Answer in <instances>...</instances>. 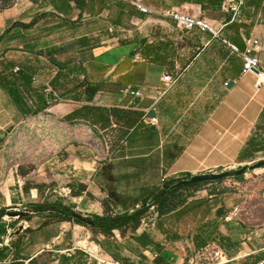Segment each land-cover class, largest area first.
<instances>
[{
	"label": "crops",
	"instance_id": "obj_1",
	"mask_svg": "<svg viewBox=\"0 0 264 264\" xmlns=\"http://www.w3.org/2000/svg\"><path fill=\"white\" fill-rule=\"evenodd\" d=\"M115 1L116 12L113 0H0V264H99L92 252L120 264H190L196 252L216 246L259 262L264 219L244 227L236 217L239 199L214 187L220 183L179 192L169 202L186 201L167 214L158 209L154 226L112 235L89 226L84 241L78 239L85 225L32 209L58 202L92 220L131 215L181 179L263 159L264 85L258 88L257 73L244 74L242 53L249 40L259 41L253 55L264 65V0H246L238 17L224 8L226 0H143L157 11L175 7L206 18L219 36L182 31L171 18ZM111 26L126 35L117 41ZM63 29L70 39L59 38ZM165 75L178 81L161 96ZM85 83L101 86L91 102ZM47 85L62 90L71 107L42 109ZM124 88L144 97H124ZM85 106L104 117H86ZM52 109L60 119L54 140L44 144L56 149V174L52 185H34L18 149L30 131L26 122L40 114L52 120ZM66 129L75 132L72 139ZM105 136L110 151L102 159L94 150ZM54 187L51 201L45 189ZM16 207L33 213L15 224L4 215Z\"/></svg>",
	"mask_w": 264,
	"mask_h": 264
},
{
	"label": "rangeland",
	"instance_id": "obj_2",
	"mask_svg": "<svg viewBox=\"0 0 264 264\" xmlns=\"http://www.w3.org/2000/svg\"><path fill=\"white\" fill-rule=\"evenodd\" d=\"M113 6H114V10L115 12L117 11V9H119L118 3L113 0ZM51 23L48 22V24ZM35 25V24H34ZM47 23L44 22V27H46ZM111 27H115V26H111ZM70 29H63L62 31V36L59 38H64V39H70L72 37V32L69 31ZM63 32H66L65 34H63ZM110 33V32H109ZM60 91V90H59ZM58 91V96L60 99V102H56L53 103V105L49 108L51 109L52 107L54 108L57 103L58 104H64L65 107L70 108L71 107V103H67L66 98L64 97L65 93L62 92V90L59 92ZM69 104V106H68ZM53 111V109H52ZM53 113V119L52 120H48L46 121V117H44L43 114L38 115V117H33L32 119L28 120L26 122V124H28L30 131L26 134L23 135L22 138L25 140L24 145L21 144V148L18 149V154H19V158H17V160L19 159V163L21 165H24V169L27 171V173L29 174V181L33 182L34 185L37 183H42L40 181H42L43 179L45 181L49 182V185H52V183L54 182V180H51L55 177V167H56V149L54 146L50 145L48 146V148H45V144L44 142L46 140H54L55 137V125H56V120L60 119V118H55L54 115V111L50 112ZM60 116V115H59ZM48 129L47 134L45 133V129ZM65 135V139H72L75 135V132H71L69 130H65L64 132ZM105 139L102 140H96V144L95 147L99 150H94L95 154L99 157V158H106L108 156V152L110 151V142L108 137L105 136ZM109 145V149L108 146H106V142ZM65 154H67V152L65 151ZM67 166V162L65 164ZM52 176V178L50 177ZM234 179V178H233ZM232 179H226L223 180L219 186H214L217 188H221L224 187V190H229L227 192H229V196L232 198L237 197V199H239V202L241 203V207L239 209V211L236 213V217L238 219V221L240 223H242L244 225V227H252L255 225H258L259 222L261 220L264 219V208L262 207V202L264 201V169H262V172L256 175H252L250 173H248L246 176H244V178L240 181V182H236L234 181H230ZM235 182V183H234ZM226 183V184H224ZM55 187L54 188H47L45 189L46 193L48 194L49 197H51V201H55V195H57L55 192ZM188 191V190H186ZM185 192V191H184ZM192 193L193 190L191 191ZM41 194H39L35 199H33L34 201H39L41 199ZM51 203V202H50ZM67 205H71V203L69 201H66ZM72 212H77V210H73L71 209ZM78 213V212H77ZM6 217H8L7 219H11L13 221V219L11 217H9L8 215H4ZM40 223V222H36L35 226ZM71 224H68L67 228L69 229V231H73V226ZM82 226V225H81ZM90 225L85 224L84 229H81L80 233H79V241H84L86 240V235L88 230L90 231ZM17 227V226H16ZM37 230V229H36ZM246 242L245 239L242 240V242ZM81 245V244H80ZM83 246V245H81ZM84 247V246H83ZM86 248L88 249V247L86 246ZM244 260V258H239L237 260H235L234 262H232L231 264H241V262ZM205 264L206 261L202 260L200 261V264Z\"/></svg>",
	"mask_w": 264,
	"mask_h": 264
},
{
	"label": "built area",
	"instance_id": "obj_3",
	"mask_svg": "<svg viewBox=\"0 0 264 264\" xmlns=\"http://www.w3.org/2000/svg\"><path fill=\"white\" fill-rule=\"evenodd\" d=\"M120 1L127 2L133 5L142 13L161 14L164 17L171 18L176 22L177 27L182 31H191L198 28L203 31H209L216 36H219L220 34V31H218L214 27V25L210 23L206 18L197 17L190 13H186L180 10L179 8L174 7L163 11H157L146 6L143 0H120ZM245 5H246V0H226L224 8L228 12H231L234 15V17H238L241 14ZM108 31L110 33L118 34L119 37L117 38V41H119L121 37L125 36L127 33L125 30L116 27H110ZM229 44L236 52H240L239 48L236 45L232 43ZM259 44L260 43L257 40L255 41L249 40L247 50L244 53H242L245 60L244 74L253 73L254 70H260V73L257 74L258 88L264 85V65L259 57L253 55V52L258 50ZM18 71L19 68L16 69V72ZM82 80H84V77H82ZM177 81H178L177 78H175L174 76L165 75L163 77L164 85L162 87L160 95L161 96L166 95L174 87ZM120 92L124 97H132V98L144 97V92L134 91L128 88H124ZM44 94L46 96V103L48 109L53 105V103H56L58 100H60L58 94H56L53 91L52 87H50L49 85L45 87ZM30 103L33 104V101L31 100ZM263 159H264V155H263ZM70 192L71 191H69V193ZM147 206L149 207V212L143 218L142 225L145 227H150V226H154L155 216L158 214V206L155 204L153 199L147 203ZM92 253L96 257L99 264H120L119 262L116 261L105 260L103 257H100L98 255V252H92ZM202 260L206 261L205 264H231L237 259L230 257V255L225 250L216 246L213 248L208 247L206 249L196 252L194 258L190 260V264H200V261ZM257 264H264V259L260 260Z\"/></svg>",
	"mask_w": 264,
	"mask_h": 264
},
{
	"label": "trees",
	"instance_id": "obj_4",
	"mask_svg": "<svg viewBox=\"0 0 264 264\" xmlns=\"http://www.w3.org/2000/svg\"><path fill=\"white\" fill-rule=\"evenodd\" d=\"M22 26H30V25H23ZM85 86V101L91 102L93 101L95 95L97 94V92L100 90L101 86L98 84H89V83H85L84 85H82V87ZM40 103H42V109L47 108V103L44 102L43 105V99H40ZM41 109H36L33 112L36 113ZM85 113H86V117H88V114H91L93 116H99L100 118H103L104 114H103V110H101L100 108H92L89 109V107L85 106L84 107ZM112 117L114 118H118L119 117V113L118 111H112ZM244 178V176L242 177H238V178H234L235 180H242ZM222 181H218V182H212V183H202V184H195V185H191L182 189H178L173 191L171 194H167L166 196H164L166 190H164L162 193L156 195L153 198V201L155 202V204L158 206L159 212L161 214H167L171 211H173L175 208H177L179 205H181L182 203H184L186 201V199L181 198L179 201L176 202H169V200L174 197L176 194H178L179 192L183 191V190H191V189H196L199 187H202L204 185H209V184H213V183H221ZM106 207V205H105ZM32 209H34L35 211H40V212H49L53 217H58L59 219L63 220V221H74L78 224L81 225H85V223H83L80 220L74 219L72 217V210L69 207H66L64 205H62L61 203L58 202H54V203H50V202H45L43 204H38V205H33ZM149 212V207L146 205H144V207L138 211H136L135 213L131 214V215H123V216H117V217H111V216H105V217H95L94 223L95 226L93 228H96L100 231L105 232L107 235H112L114 233L115 230H120V229H124V227H132L134 230H137L141 225H142V220L143 218L147 215V213ZM4 233V229L0 228V239L3 240L1 237ZM221 246L227 247V244L222 241L221 242ZM258 262V258H254L252 256L246 257L241 264H257ZM13 264H23V262L21 261H16V263Z\"/></svg>",
	"mask_w": 264,
	"mask_h": 264
},
{
	"label": "water",
	"instance_id": "obj_5",
	"mask_svg": "<svg viewBox=\"0 0 264 264\" xmlns=\"http://www.w3.org/2000/svg\"><path fill=\"white\" fill-rule=\"evenodd\" d=\"M255 73L259 74L260 70H254ZM156 113L153 112L150 115V118L155 119L156 118ZM259 169H264V159H259L257 161H254L250 164H246L238 169H229V170H217V171H211V172H205V173H200L196 175H192L190 177L181 179L177 183L166 186L165 194H171L173 191L182 189L191 185L195 184H202V183H212V182H218V181H223L226 179H233V178H238L242 176H246L248 173L259 170ZM32 210L30 209H20V208H12L10 209L6 215L11 217L13 219V222L15 224L21 222L23 219L29 217L32 214ZM72 217L74 219L80 220L83 223L90 225L91 227L95 226V223L92 219H86V217L82 216L81 214L77 212L72 213Z\"/></svg>",
	"mask_w": 264,
	"mask_h": 264
},
{
	"label": "bare ground",
	"instance_id": "obj_6",
	"mask_svg": "<svg viewBox=\"0 0 264 264\" xmlns=\"http://www.w3.org/2000/svg\"><path fill=\"white\" fill-rule=\"evenodd\" d=\"M259 170H262V169H259ZM256 171V170H255ZM252 172H254V171H252ZM252 172H250V173H252Z\"/></svg>",
	"mask_w": 264,
	"mask_h": 264
},
{
	"label": "flooded vegetation",
	"instance_id": "obj_7",
	"mask_svg": "<svg viewBox=\"0 0 264 264\" xmlns=\"http://www.w3.org/2000/svg\"><path fill=\"white\" fill-rule=\"evenodd\" d=\"M87 219V218H86ZM94 221V220H93Z\"/></svg>",
	"mask_w": 264,
	"mask_h": 264
}]
</instances>
